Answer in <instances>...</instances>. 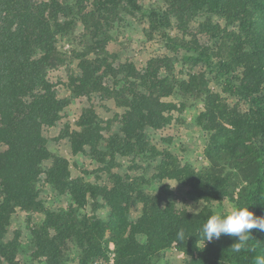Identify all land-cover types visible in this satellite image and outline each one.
<instances>
[{
  "label": "trees",
  "instance_id": "obj_1",
  "mask_svg": "<svg viewBox=\"0 0 264 264\" xmlns=\"http://www.w3.org/2000/svg\"><path fill=\"white\" fill-rule=\"evenodd\" d=\"M137 13L172 55L120 61L113 29ZM189 103L201 104V167L148 133L185 124ZM59 139L68 155L50 149ZM226 199L264 216V0H0V264H23L27 245L40 264H157L166 251L179 264H255L264 231L239 252L223 234L204 244L212 204ZM20 214L29 238L10 229Z\"/></svg>",
  "mask_w": 264,
  "mask_h": 264
},
{
  "label": "rangeland",
  "instance_id": "obj_2",
  "mask_svg": "<svg viewBox=\"0 0 264 264\" xmlns=\"http://www.w3.org/2000/svg\"><path fill=\"white\" fill-rule=\"evenodd\" d=\"M161 0H145V3L148 4H158ZM140 14L137 13L135 16L125 15L122 20L115 24L113 29V40L111 44V48L118 51L121 56L120 61H134L138 64L145 65L152 58H158L162 54H170L167 51V48L164 46L160 37L148 36L147 33L143 30V28L139 25ZM82 28L79 26L74 35L71 37L70 43L67 41H63V50L70 54L73 48L78 46V43L81 39ZM68 62L60 67V72L65 73L69 65ZM176 67L184 72L181 76L184 78L186 76V69L182 67L180 63L176 64ZM193 100L189 101L192 102ZM201 104L189 103V107L187 108L184 114L185 124L180 121H174L170 126L160 129V130H149V138L153 144H156L160 148H169L173 152H175L183 163L192 164L195 167H201L207 163V158L204 154V142H205V134L204 132L192 125L193 117L200 109L199 106ZM115 109L112 108L109 102H102L99 107V114L101 117H109L114 114ZM175 116H178L179 113L177 111L174 112ZM61 127H56L55 135L59 136ZM169 138L170 140H166ZM50 149L53 152H57L60 154L68 155V145L67 141L64 139H59V142L56 145H49ZM79 163H85L88 161L83 157L76 158ZM148 159H144L143 168L140 169L137 173L139 175L144 174L146 178H149L150 173L145 172V168L147 167ZM86 166L89 170H92V166L89 164ZM94 174L92 173L91 176ZM152 187L155 190H159V186L157 184H152ZM48 203L56 204L58 203V198H56L52 191L47 194ZM66 204H64L65 206ZM214 210L218 211H230L232 208V203L229 200H223L220 202H215L212 204ZM104 215L103 212L100 213ZM11 226V231L14 229H21L24 233H26L27 238H29V226L30 218L27 214L19 215ZM29 242H27L28 244ZM27 245V255L25 257V261L23 264H40L38 261L34 260L31 256V249ZM71 249L69 251V258L76 257L78 255V250L74 246H70ZM110 248L113 249V244H110ZM182 254L176 253L173 251H166L161 256L155 259L157 264H179L182 258ZM70 264H74L73 261H70Z\"/></svg>",
  "mask_w": 264,
  "mask_h": 264
},
{
  "label": "clouds",
  "instance_id": "obj_3",
  "mask_svg": "<svg viewBox=\"0 0 264 264\" xmlns=\"http://www.w3.org/2000/svg\"><path fill=\"white\" fill-rule=\"evenodd\" d=\"M250 205H234L228 212H214L208 217L202 226V239L211 242L214 238L219 239L221 235H227L236 238L233 243V251L239 252L242 247L246 246L251 237L253 229L264 231V216H257ZM196 209H190L197 214ZM184 231L178 233V238H184ZM255 264H264V256H259Z\"/></svg>",
  "mask_w": 264,
  "mask_h": 264
}]
</instances>
